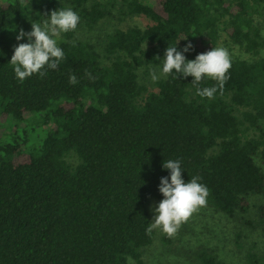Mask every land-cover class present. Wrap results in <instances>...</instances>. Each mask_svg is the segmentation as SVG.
Instances as JSON below:
<instances>
[{"label":"trees","instance_id":"16d2710c","mask_svg":"<svg viewBox=\"0 0 264 264\" xmlns=\"http://www.w3.org/2000/svg\"><path fill=\"white\" fill-rule=\"evenodd\" d=\"M121 0L124 18L149 23L107 34L106 63L75 30H93L115 0H0V264H145L154 240L148 203L168 160L180 161L187 183L200 177L207 204L227 216L253 205L264 232V56L231 59L221 94L217 82L175 72L148 90L137 68H162L167 47L186 60L216 48L220 34L245 52L264 49L255 17L264 0ZM71 8L80 22L62 33L56 69L22 83L11 63L20 29L30 32L53 10ZM75 75L77 83H69ZM217 87L214 98L196 88ZM47 127V128H45ZM40 128L41 131L38 129ZM71 157L76 161L71 162ZM198 264H219L206 248ZM248 264H264L255 253Z\"/></svg>","mask_w":264,"mask_h":264},{"label":"clouds","instance_id":"9594fccd","mask_svg":"<svg viewBox=\"0 0 264 264\" xmlns=\"http://www.w3.org/2000/svg\"><path fill=\"white\" fill-rule=\"evenodd\" d=\"M80 22L79 15L71 8L53 10L40 23H32L31 31L19 30L16 40L27 37L28 43H20L14 47L10 63L15 77L22 83L33 74L42 78L47 75L44 69H56L60 61L65 59L64 51L57 46V38L62 33L74 31ZM191 43L177 51L176 46L167 47L164 53L162 68L150 73L153 82L160 77H167L175 72L181 77H192V84L198 86L207 78L217 82L222 94L225 82L229 79L231 68L229 52L223 47L212 48L210 51L196 55L194 60H186L183 53L192 49ZM75 75L69 77V83H77ZM217 87H197L196 94L202 98H214ZM163 168L170 170V177H162L158 187L163 199L151 210L155 213L153 222L146 228V233L159 230L167 237L176 235L182 224L186 223L194 213L207 204L208 188L199 183L200 177L194 176L187 183L182 179L180 161L168 160ZM132 264L131 258H128Z\"/></svg>","mask_w":264,"mask_h":264},{"label":"rangeland","instance_id":"374dc122","mask_svg":"<svg viewBox=\"0 0 264 264\" xmlns=\"http://www.w3.org/2000/svg\"><path fill=\"white\" fill-rule=\"evenodd\" d=\"M115 1L116 6L112 9L111 16L100 21L95 29L90 31L84 26H79L75 30V38L90 43L104 63L106 60L103 43L107 34L115 29L124 30L133 25L144 28L149 23L148 19L142 16L122 17L119 12L121 0ZM141 1L150 5L154 4L153 0ZM255 22L258 23L257 26L264 35V14L256 16ZM217 47L225 48L231 59L250 62L264 56V49L260 50L257 56L245 52L239 46L232 44L224 32L220 34ZM160 68L154 65L138 67L136 71L138 82L148 90H155L156 81H152L150 73ZM161 78L163 77L159 79ZM7 126V123L0 121V137L8 132ZM38 129L41 131L40 128ZM70 161L75 162V157H71ZM159 202L153 198L149 200L148 210L151 222L155 215L151 209ZM252 203L256 205L258 202L252 201ZM253 205L247 213H236L231 217L209 206L202 207L186 223L182 224L176 235L171 238L159 230H154L153 243L144 251L145 264H198L194 253L200 248L213 252L219 264H248L247 254L249 252L264 259V232L257 222Z\"/></svg>","mask_w":264,"mask_h":264}]
</instances>
